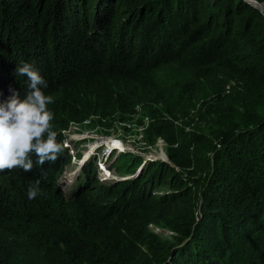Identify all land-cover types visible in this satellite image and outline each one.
I'll use <instances>...</instances> for the list:
<instances>
[{"label":"trees","instance_id":"trees-1","mask_svg":"<svg viewBox=\"0 0 264 264\" xmlns=\"http://www.w3.org/2000/svg\"><path fill=\"white\" fill-rule=\"evenodd\" d=\"M20 61L47 82L51 125L59 131L92 115L127 120L138 108L147 118L166 113L186 126L197 117L209 129L181 138L194 140L193 154L170 151L171 164H156V183L172 190L160 202L182 238L178 248L156 241L151 249L149 241L140 242L143 235L135 237L138 228L131 231L147 224L153 207L150 174L132 186H114L122 192L113 200L90 165L68 199L57 182L71 154L57 134V161L37 166L31 153V171L0 172V264H211L216 236L222 244L234 242L221 246V262L264 264L260 9L246 0H98L96 6L92 0H0V102L10 89L21 99L28 92L27 76L15 74ZM197 135L211 141L199 142ZM208 146L215 151L217 188L205 193L196 218L199 184L190 187L178 169L196 176L206 158L198 148ZM38 179L39 192L30 200L28 188ZM246 226L250 231H241Z\"/></svg>","mask_w":264,"mask_h":264},{"label":"rangeland","instance_id":"rangeland-1","mask_svg":"<svg viewBox=\"0 0 264 264\" xmlns=\"http://www.w3.org/2000/svg\"><path fill=\"white\" fill-rule=\"evenodd\" d=\"M97 3L98 0H92V6L93 4L96 6ZM258 3L264 6V2ZM262 12L264 14V11ZM227 88L230 89V86ZM126 119L127 120H124L122 116H117L115 114L107 118L92 115L81 123H69L68 128L62 131H59L58 127L52 125L51 130L56 133L58 132L57 134H59L62 139L61 142H63L65 148L63 152L71 154L70 163L65 166L64 171L59 176L57 186L68 199L74 197L76 192L80 189V186L83 185V183H80L83 179L85 168L91 165L95 171V180L97 184L102 188H111L110 194L113 196L114 200V198L122 192L121 188L115 192L113 190L114 186L116 188L117 185L121 184V186H123L125 185L124 183L128 182L129 186H132L133 183H138L140 180L144 179L145 176L150 174L151 179L146 180V182L149 183L148 187L150 194L155 197L153 200V207L148 211L147 224L141 223L131 228V231L133 232L138 228L139 231L135 234V237L143 235L144 239H141L140 242L149 241L148 246L151 249H155L156 241L163 243L164 246L173 245L176 249L183 244L179 243L182 238L178 232H175V230H172L169 226L170 223H173L170 217L171 214L168 207L160 202V198L166 197L172 190L167 185L156 183L158 178L154 173L159 170L156 164L160 162L171 164L169 159L170 151L178 150L179 156H184L188 154V152L193 154L195 152L193 147L194 140L188 137V141L183 142L181 138L183 135H196L194 132L203 134L201 131L208 130L209 125L201 122V120L196 117V120L193 118V122L191 123L192 126H186L181 120L175 121L167 116L166 113L156 116L155 120H153L152 118H147L140 108L137 109L135 114ZM198 120L200 123L196 125ZM193 125L201 127V130L196 129V131H194L196 126ZM158 133L164 134L170 139V142L173 141L175 143L170 145L163 138L157 137ZM59 135H57V137ZM197 139L200 140L199 142L204 139L206 141H211L207 136H205L204 139L202 136H198L196 137V140ZM110 141L120 142L125 145V147L123 149L120 148V150L115 149L111 147L112 144H109ZM217 143L218 141H214L210 148H213ZM183 144L187 146H183ZM91 147L98 148V150L95 152L96 154L93 153L91 157L86 159V154L92 152L90 150ZM208 148L209 146L207 148H198L200 154H206V158L205 163L199 166V173L196 176L192 177L191 174H188V171L178 169L183 175L185 182L188 183L190 187H194L197 183L199 184L196 218L200 217V211L204 205L205 193H209L208 189L213 186L217 188L215 181H218V176L215 174L214 165L215 151L209 152L210 148ZM217 148L220 149V145H217ZM103 155V163L109 167L112 173V178L108 181L102 177L100 168L98 164L95 163V158H100V156L103 157ZM82 163H84V166L78 168ZM220 211L225 212V209L221 208ZM251 228L252 227L246 226L244 227L245 230L241 228V231H248V229L250 231ZM237 232L238 228L235 230L234 234ZM187 241L188 240H185L184 243ZM152 242L155 243L150 245ZM225 243H227L229 249L234 242L228 239ZM223 244L219 236H216L215 239H210V245H212L215 250V252H211L212 254L209 256V258L213 259L211 264H213L214 261L216 264H220L223 256L218 255L222 252L221 246ZM205 247L207 248V245ZM139 249L143 251L145 247L140 245ZM221 263L226 264L224 261Z\"/></svg>","mask_w":264,"mask_h":264},{"label":"clouds","instance_id":"clouds-1","mask_svg":"<svg viewBox=\"0 0 264 264\" xmlns=\"http://www.w3.org/2000/svg\"><path fill=\"white\" fill-rule=\"evenodd\" d=\"M15 74L27 76L28 92L21 99L18 91L10 89L11 95L0 102V172L15 168L29 172L34 167L31 153L37 157L36 165L42 167L46 161H57L62 151L57 133L51 130L53 114L47 106L52 103V97L43 91L47 82L31 63L25 61L18 63ZM103 159L104 155L95 158L99 168ZM105 167V171L100 168L101 175L109 176L111 171ZM40 182L38 179L35 185L29 186L27 196L30 200L36 198Z\"/></svg>","mask_w":264,"mask_h":264},{"label":"bare ground","instance_id":"bare-ground-1","mask_svg":"<svg viewBox=\"0 0 264 264\" xmlns=\"http://www.w3.org/2000/svg\"><path fill=\"white\" fill-rule=\"evenodd\" d=\"M109 144L111 145L112 144V146L111 147H113V148H115V149H118V150H120V148L121 149H123L124 147H125V145H123L122 143H120V142H112V141H110L109 142ZM94 149H96L95 147H91L90 148V150L92 151V152H89V153H87L86 154V156H85V158L86 159H88V157H91L92 155H93V153H95L97 150H98V148L96 149V150H94ZM125 150V149H124ZM89 151V150H88ZM94 151V152H93ZM122 151V150H121ZM96 154V153H95ZM84 166V163H82L78 168H82ZM84 169V168H83Z\"/></svg>","mask_w":264,"mask_h":264},{"label":"water","instance_id":"water-1","mask_svg":"<svg viewBox=\"0 0 264 264\" xmlns=\"http://www.w3.org/2000/svg\"><path fill=\"white\" fill-rule=\"evenodd\" d=\"M250 5L260 9L261 11H264V6H262L261 4H259L257 1L255 0H246Z\"/></svg>","mask_w":264,"mask_h":264},{"label":"built area","instance_id":"built-area-1","mask_svg":"<svg viewBox=\"0 0 264 264\" xmlns=\"http://www.w3.org/2000/svg\"><path fill=\"white\" fill-rule=\"evenodd\" d=\"M99 165H100V168H101V170H104L105 171V164L101 161L100 163H99ZM106 181H108V180H110V178H112V173L111 172H109V176H107V175H103L102 176Z\"/></svg>","mask_w":264,"mask_h":264}]
</instances>
